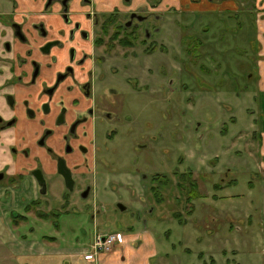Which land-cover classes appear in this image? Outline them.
<instances>
[{
	"label": "rangeland",
	"instance_id": "1",
	"mask_svg": "<svg viewBox=\"0 0 264 264\" xmlns=\"http://www.w3.org/2000/svg\"><path fill=\"white\" fill-rule=\"evenodd\" d=\"M232 2L238 6L225 9ZM212 3L221 9L194 11L191 24L182 14L133 19L113 40L114 29L107 36L95 29L94 38L104 41L93 45L98 68L84 108L97 105L99 116L83 129L89 153L73 190L59 176L46 177V194H36L39 203L24 221L16 206L29 203L31 178L5 177L0 227L60 247L88 248L95 233L118 235L103 255L122 249L126 235L147 237L169 255L164 264H264V93L257 87L264 33L252 0ZM128 20L119 13L116 24ZM171 24L182 40L163 49L158 43L172 36ZM123 38L132 46L121 45ZM102 110L112 120H101ZM187 172L200 195L191 204L176 188L177 175ZM0 242V264H12L1 236Z\"/></svg>",
	"mask_w": 264,
	"mask_h": 264
},
{
	"label": "flooded vegetation",
	"instance_id": "2",
	"mask_svg": "<svg viewBox=\"0 0 264 264\" xmlns=\"http://www.w3.org/2000/svg\"><path fill=\"white\" fill-rule=\"evenodd\" d=\"M62 1L47 0L45 6L49 8L54 3L59 4L62 21L70 27L67 34L59 32L60 38L50 37L42 23L32 24L34 33L27 34L23 31L22 23L13 21L12 16L0 15V76H5L4 67L11 73V77L0 84V134H6L11 142L6 145V153L24 165V174H11L10 166L4 162L0 168V181L5 177L10 180L28 177L34 180L37 193L41 194V188L32 175V172L39 171L45 183V193L41 195L46 194V177L62 178L58 173L59 163L69 170L74 187L73 176L89 153L85 143L88 136L83 129L99 116L97 105L84 108L85 101L92 100V80L98 68L93 52H85V46L90 41L92 51L93 45L101 46L96 45L97 38H94L95 29L100 30L101 20L98 16L101 14L87 18L92 27L88 31L70 20V0L66 5H62ZM131 16L135 17L131 19ZM137 17L131 14L129 20L121 25L123 30L127 31L133 19L139 23ZM148 17L140 18L144 23ZM3 18L7 20L2 25ZM3 28L9 30V38H6L8 33ZM15 45L19 48L16 54ZM54 49L62 53L61 58L51 56ZM60 62L63 63L62 67L55 69ZM85 65L88 66L85 68ZM79 70L85 72V77L78 74ZM10 87L16 88L15 92H5ZM75 92L79 93V99L75 97ZM101 120L110 121L112 117L102 110ZM28 132H34L33 139H27ZM112 136L107 135L108 138ZM78 158L83 161L77 163ZM89 192L90 188L87 187L81 197L85 193L87 197ZM35 203L39 202L36 200Z\"/></svg>",
	"mask_w": 264,
	"mask_h": 264
},
{
	"label": "crops",
	"instance_id": "3",
	"mask_svg": "<svg viewBox=\"0 0 264 264\" xmlns=\"http://www.w3.org/2000/svg\"><path fill=\"white\" fill-rule=\"evenodd\" d=\"M46 1L47 0H0V15L12 16L13 21L22 23L23 31L27 34L34 33L31 27L32 24L42 23L49 32L50 37L60 38L59 32L64 31V33L67 34L70 27L66 26L62 21L59 4L54 3L51 7L46 8ZM153 1L154 0H70L68 2V16L73 23L77 22L82 28L91 31L92 27L87 20L89 16L108 14L114 10L122 14H128V16L131 14H136L138 17L149 15L148 18L153 16L156 20H160L161 15L170 17V15L173 14H182L185 15V23L191 24L193 20L189 19L187 15H192L194 11L203 13L220 8H216L212 0H157L154 6L151 3ZM224 6L227 7L225 9H235L238 3L237 6L233 2L226 3ZM251 8L252 12L256 14V26L264 33V0H252ZM143 21V19L138 20L140 24L143 23ZM245 22L247 23L248 20ZM176 24H178V22ZM169 25L170 24H167L166 27H169ZM171 25L174 31L172 36L170 33L166 34L165 40L167 43H158L159 47L163 49L172 46V42L180 44L182 40V37H178L174 24ZM181 26L183 27V25ZM166 29L168 30V28ZM3 30L8 33V37L6 38H9V30L6 28H3ZM27 48L28 47H26V49ZM262 48H264V41H262ZM14 50H16V54L19 48L15 45ZM85 52H92L91 46H89L88 49L86 47ZM52 55H56L58 58L62 57V53L56 51V49L52 51L51 56ZM62 65L63 63L60 62L55 69H60ZM86 66L88 65H85V68ZM3 71L5 76H0V84L3 80H8L11 77V73H9L7 67H4ZM84 73V71L80 72V70L78 72V74H82V76L85 77ZM257 87L264 93V77L260 78ZM8 89L5 92H15L16 90V88L13 87ZM75 97L79 99V93L75 92ZM259 135L262 137V142L264 144V118L259 125ZM26 137L28 140H31V138L33 139L34 132H28ZM8 138L6 134H0V168H2L5 162L10 166L9 173L24 174V165L22 163L19 164L18 160L13 159L8 152L6 153V147L11 144V142L7 140ZM260 155L264 156V146L261 147ZM30 188L32 195L28 197L29 203L22 202L16 206L17 210L21 209L25 211L26 215L23 217L21 216L24 221H27L30 216L27 211L29 207L28 204L37 200L35 198L37 194L36 184L32 179H30ZM0 232L3 233V235L0 234V236L5 240L4 246L9 255L8 260L12 264H150L152 260H157V264H164V257H169L168 254H165L164 257L160 255L161 252L159 253L156 241L151 238L148 240L147 237H144L147 234L142 236L145 239L144 241H140L139 238L141 237L137 235H126L125 244L122 246V249L108 255L100 254L94 261H89L86 260V255L90 252V244L88 248L60 247L51 239L39 241L29 240L26 238V235L16 237L11 234V230L7 224L6 226L0 227ZM0 244L2 243L0 242Z\"/></svg>",
	"mask_w": 264,
	"mask_h": 264
},
{
	"label": "trees",
	"instance_id": "4",
	"mask_svg": "<svg viewBox=\"0 0 264 264\" xmlns=\"http://www.w3.org/2000/svg\"><path fill=\"white\" fill-rule=\"evenodd\" d=\"M156 2H157V0H154L151 3L154 6L156 4ZM118 14H119L118 11L114 10L112 13L101 14L98 16L99 19L101 20L100 32L103 36H107L108 31L111 28L114 29L111 40L115 39L118 35H120L121 30L124 29L122 26H119L116 24V22H117L116 19H117ZM102 43H103V39L101 37L96 39V45H102ZM119 43L121 45H124V46H132V41L128 40L126 38L119 40ZM143 43H144V41H143ZM149 49H151L153 51L155 49V45L150 46ZM174 175H176V174H174ZM157 178H155V180H159ZM177 179H178V182L176 184V188L179 191V193H181L183 196H185V202L187 204H191V202L194 199L199 198L200 195H199V191H198V186H197V183L195 182V180L193 179L191 173H189V172L180 173L177 175ZM151 190L156 195V193H157L156 188H151ZM158 201H159V199H158ZM30 205H35V203L32 202Z\"/></svg>",
	"mask_w": 264,
	"mask_h": 264
},
{
	"label": "built area",
	"instance_id": "5",
	"mask_svg": "<svg viewBox=\"0 0 264 264\" xmlns=\"http://www.w3.org/2000/svg\"><path fill=\"white\" fill-rule=\"evenodd\" d=\"M118 235L115 234H99L95 233L93 236L92 243L90 245V252L86 255V260H91L94 257H97L100 254L106 253L118 238Z\"/></svg>",
	"mask_w": 264,
	"mask_h": 264
},
{
	"label": "water",
	"instance_id": "6",
	"mask_svg": "<svg viewBox=\"0 0 264 264\" xmlns=\"http://www.w3.org/2000/svg\"><path fill=\"white\" fill-rule=\"evenodd\" d=\"M67 1L68 0H63L62 5H66ZM134 17L135 16H131V19ZM137 18L138 20L141 19L140 17H137ZM58 173L62 176L66 188L71 191L73 187V181H72L69 170L66 169V167L62 163H59L58 165ZM32 175L34 179L36 180L38 186L41 188L40 193L44 194L45 193V183H44L41 173L39 171H34L32 172ZM0 179H1V176H0ZM86 195L87 193H85L82 197L85 198ZM119 208L123 209L121 206H119Z\"/></svg>",
	"mask_w": 264,
	"mask_h": 264
}]
</instances>
